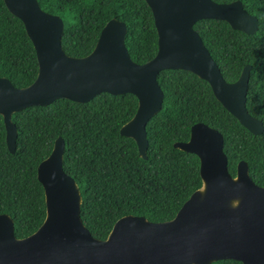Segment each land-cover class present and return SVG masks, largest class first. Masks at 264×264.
<instances>
[{
    "label": "water",
    "instance_id": "95a60500",
    "mask_svg": "<svg viewBox=\"0 0 264 264\" xmlns=\"http://www.w3.org/2000/svg\"><path fill=\"white\" fill-rule=\"evenodd\" d=\"M145 1L154 16L158 51L147 62L137 63L126 44L127 24L117 17L105 24L89 54L75 57L63 47L65 22L59 14L45 11L38 0H4L24 23L39 66L35 80L24 87L0 76V114L11 153L16 152L19 133L13 121L16 112L60 98L85 103L102 92L132 93L138 107L120 132L133 138L140 157L148 159L147 124L163 108L158 75L165 69L187 70L206 80L243 126L254 134L264 132L263 120L247 108L252 65L246 64L237 80H226L194 27L199 20L218 19L254 34L259 18L241 0ZM224 145L221 131L195 123L190 138L174 142V147L199 157L202 185L173 218L151 221L125 215L101 239L82 219V193L64 169L66 141L58 136L37 169L46 217L35 232L17 237L13 217L0 214V264H212L224 259L264 264V186L252 179L245 160L238 162L236 175L231 174Z\"/></svg>",
    "mask_w": 264,
    "mask_h": 264
},
{
    "label": "trees",
    "instance_id": "16d2710c",
    "mask_svg": "<svg viewBox=\"0 0 264 264\" xmlns=\"http://www.w3.org/2000/svg\"><path fill=\"white\" fill-rule=\"evenodd\" d=\"M38 1L45 11L64 19L62 44L69 55L89 54L113 17L127 24L126 44L134 61L145 63L158 51L154 16L145 0ZM241 1L259 18L256 33L233 29L218 19H202L194 27L226 80H237L243 67L252 65L247 108L264 122V0ZM38 70L35 47L24 23L0 0V76L24 87L35 80ZM158 81L164 101L147 124L148 159L140 157L133 138L120 132L138 107V98L132 93L102 92L85 103L60 98L47 106L14 113L19 131L15 153L8 149L0 114V214L13 217L17 237L35 232L46 217L44 187L37 169L51 154L58 136L66 141L64 169L82 193V219L101 239L125 215H143L151 221L173 218L202 185L199 157L174 147V142L190 138L197 122L223 133L232 175H236L238 162L245 160L252 179L264 186V132L254 134L243 126L218 101L210 84L190 71L165 69ZM212 264L244 263L224 259Z\"/></svg>",
    "mask_w": 264,
    "mask_h": 264
},
{
    "label": "clouds",
    "instance_id": "9594fccd",
    "mask_svg": "<svg viewBox=\"0 0 264 264\" xmlns=\"http://www.w3.org/2000/svg\"><path fill=\"white\" fill-rule=\"evenodd\" d=\"M74 22H78V21H74Z\"/></svg>",
    "mask_w": 264,
    "mask_h": 264
}]
</instances>
